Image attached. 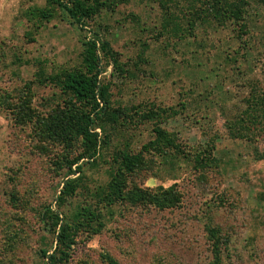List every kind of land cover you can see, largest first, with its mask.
Segmentation results:
<instances>
[{
	"label": "rangeland",
	"instance_id": "rangeland-1",
	"mask_svg": "<svg viewBox=\"0 0 264 264\" xmlns=\"http://www.w3.org/2000/svg\"><path fill=\"white\" fill-rule=\"evenodd\" d=\"M178 1L170 7L183 19L187 0ZM244 1V32L234 19L209 21L179 38L163 29L160 0L102 8L85 28L56 5L51 20L32 18L47 0H0V96L12 102L0 106V264H43L41 250L56 246L43 212L71 215L57 202L64 183L84 174L90 188L105 184V160L126 144L141 150L157 126L174 133L175 147L144 153L146 165L129 176L131 187L156 193L155 202L115 204L100 232L82 226L65 264H108L103 254L121 264H212L217 253L220 264H264V4ZM95 32L128 70L108 63L102 81L111 83L112 107L133 108V122L110 127L103 158L81 160L72 174L66 159L78 155L77 145L50 143L41 120L61 97L51 86L34 83L28 93L25 85L39 62L50 73L78 66L84 38ZM29 97L36 113L16 115L10 105ZM161 107L169 112L162 122L135 113ZM72 200L73 209L92 197L84 191Z\"/></svg>",
	"mask_w": 264,
	"mask_h": 264
},
{
	"label": "trees",
	"instance_id": "trees-1",
	"mask_svg": "<svg viewBox=\"0 0 264 264\" xmlns=\"http://www.w3.org/2000/svg\"><path fill=\"white\" fill-rule=\"evenodd\" d=\"M127 1L129 0H47L46 7H35L30 10V15L42 22L49 21L54 17V6L56 5L65 10L74 23L85 28V25H88L89 21L102 11V8L115 10L119 3ZM256 1L264 4V0ZM199 2L202 7L197 5ZM245 2L244 0H187L189 9H181L183 11V19H181L170 7V4H179L178 0H160L165 11L162 26L168 34L183 38L196 36V27L199 23L216 21L218 24H222L234 19L241 26V32H244L243 4ZM83 45L81 63L78 66L61 68L50 73L45 62H39L35 80L27 82L25 85L28 93L31 92L34 83L51 86L55 89L53 95L61 97L60 102H56L42 116L41 120L48 124L47 139L50 143L63 142L69 148L77 145L74 148L79 150L78 155L66 159V164L72 174L81 172V160L92 159L91 162L97 163L103 158L101 147H109L112 139L109 132L110 127L116 128L118 125L133 122V110H131L133 108L122 105L117 108L112 107L111 83L102 81V75L108 63L113 62L115 68L121 72L127 70L124 69V65L120 61V53L113 49L109 40L100 42L96 32L93 37H85ZM143 54L142 52L139 55V61L146 60ZM16 57L18 61L21 60L19 55ZM3 95L0 96V106L6 107L9 105L10 95L8 93ZM29 99L30 97L25 99L22 104L17 102L10 105L15 106L13 109L16 111V115L26 118L29 114L36 113L34 107L27 104ZM10 103L12 102L10 101ZM26 105L28 107H25ZM249 111L251 110H247V113H250ZM177 112V109H172L173 114H177ZM135 113L137 116L140 114L144 121L155 119L162 122L169 112L167 108L161 107V111L154 108L143 111L137 109ZM251 113L253 114V111ZM252 114H246V116L251 119ZM241 121L246 122L245 117ZM243 127L247 128L244 124ZM153 132L154 138L144 143L141 150L136 151L126 144L124 147L116 149L111 159L105 160L108 164L107 172L110 177L105 184L90 188L85 182L84 174L70 177L64 183L57 202L59 206L70 205L71 215L68 220H64L51 206L43 212L42 220L49 226L48 229L54 234L56 242L52 253H49V248L41 250L43 264H65L71 258L78 230L82 226H87L94 233L100 232L105 226L107 214L113 212L115 204L125 200L133 203L155 202L156 193L147 192L146 189L139 187L137 182L132 187L129 184V176L135 170L144 168L147 163L144 153L155 154L157 151L166 154L169 146L175 147L173 145L174 133L168 132L160 126L153 128ZM165 160L170 161V157ZM204 160L209 162L210 157ZM201 161L203 160L201 159ZM84 191L90 193L92 201L78 204L72 209V198ZM167 192L171 194L172 188ZM105 208H108L106 212ZM210 232L213 235L216 233L214 229H210ZM103 258L108 264H121L111 254H103ZM212 264H220L218 253Z\"/></svg>",
	"mask_w": 264,
	"mask_h": 264
}]
</instances>
